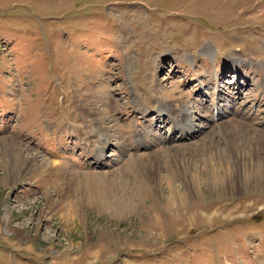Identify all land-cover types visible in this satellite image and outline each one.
Instances as JSON below:
<instances>
[{
	"label": "rangeland",
	"instance_id": "rangeland-1",
	"mask_svg": "<svg viewBox=\"0 0 264 264\" xmlns=\"http://www.w3.org/2000/svg\"><path fill=\"white\" fill-rule=\"evenodd\" d=\"M262 78L264 0H0V264H264Z\"/></svg>",
	"mask_w": 264,
	"mask_h": 264
},
{
	"label": "bare ground",
	"instance_id": "bare-ground-1",
	"mask_svg": "<svg viewBox=\"0 0 264 264\" xmlns=\"http://www.w3.org/2000/svg\"><path fill=\"white\" fill-rule=\"evenodd\" d=\"M209 54H211V50L209 49ZM260 68H262V67H260ZM222 75V74H221ZM219 75L218 73H216V74H213V80H214V82H213V80H212V82H210V79H208L207 81H206V84H202V80L201 81H198L199 82V91H201L202 92V89L206 86L207 87V85H209V83L211 84V85H214L215 86V90L213 91V92H207L206 91V93H208V94H213L215 97H216V100L217 99H219L220 97L222 98V95L223 96H225V94L224 93H226L225 92V90L223 89V88H221V86L219 85V83L220 82H222L223 80H225V77H226V74H224V75ZM203 78H205L204 76H203ZM222 80V81H221ZM262 83H264V78H262ZM209 88V87H208ZM207 94V95H208ZM227 96H229V97H231L232 98V101H230V104H231V107L230 108H232V109H234L235 110V105L233 104V101L235 100V97H234V95L232 94V93H230V92H228L227 93ZM213 107L214 108H216V109H218V111L216 112V119H215V121L216 120H219L220 118H222L223 116H224V114H225V112H229L230 110H228V109H225V110H220L219 108H217V104H216V106H214L213 105ZM237 109V108H236ZM161 109H159L158 111H160ZM187 111V110H186ZM162 112L163 113H166V112H164V110L163 111H161L160 113L162 114ZM183 112V111H182ZM168 114V113H167ZM179 114V116H180V118H181V113H178ZM166 116H168V117H170L169 115H166ZM176 121V120H175ZM188 122V120H184L183 118H182V122L181 123H179V125H176L177 126V128H179L180 129V131H181V135L183 136V135H190V134H196L195 132H193V131H191V130H189V128L190 129H192V124L189 122L188 124H186ZM174 126V125H173ZM173 131L174 130H172V132L171 133H173ZM146 132H148V130H146L145 132H143V131H141V130H139L138 131V133H139V136L142 138V136H143V138H145L146 137V135L148 134V133H146ZM184 133V134H183ZM174 134H171V136H173ZM142 138V139H143ZM230 138H227V141L229 140ZM230 141V144H233V143H235V141H233L232 139H230L229 140ZM228 141V142H229ZM151 144H153V142L151 143ZM142 148H145V145H143L142 146ZM97 149V148H96ZM99 151H100V153L102 154L103 153V150H104V147H101L100 149H98ZM260 150V149H259ZM260 152V151H259ZM260 153H263V152H260ZM13 155V154H12ZM262 155V154H261ZM9 158V157H8ZM141 158H143V157H141ZM132 161V162H131ZM134 160H129L128 161V163L130 162L131 164H132V166H130L131 168L132 167H134L135 165H136V161H134ZM9 162H6V164H8ZM129 163V164H130ZM13 165H11V167H13L12 168V170H15V171H17L18 170V167H19V164H20V162H18L17 160H15V161H13V163H12ZM9 165V164H8ZM4 166V165H3ZM5 167V166H4ZM117 177V176H116ZM207 181V180H206Z\"/></svg>",
	"mask_w": 264,
	"mask_h": 264
},
{
	"label": "crops",
	"instance_id": "crops-1",
	"mask_svg": "<svg viewBox=\"0 0 264 264\" xmlns=\"http://www.w3.org/2000/svg\"><path fill=\"white\" fill-rule=\"evenodd\" d=\"M228 249V248H227ZM220 250L214 248V256L216 258V264H246L245 261V249L243 246L231 247L228 252L220 255ZM259 260V258H256ZM252 261V259H251Z\"/></svg>",
	"mask_w": 264,
	"mask_h": 264
}]
</instances>
